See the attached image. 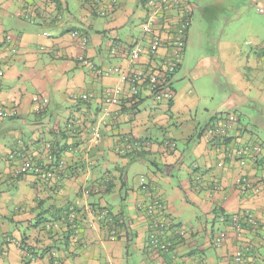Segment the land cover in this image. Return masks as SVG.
Masks as SVG:
<instances>
[{
    "label": "crops",
    "instance_id": "obj_1",
    "mask_svg": "<svg viewBox=\"0 0 264 264\" xmlns=\"http://www.w3.org/2000/svg\"><path fill=\"white\" fill-rule=\"evenodd\" d=\"M111 1L101 0L96 7L105 10V17H101L83 0L81 9L76 8L74 13L68 0L66 3L63 0H0V68L4 71L1 94L7 105H16L20 112L13 119L0 120V175L3 177L0 182V264H23V249L39 256L37 264H46L52 249L59 253L63 264H222L226 252L232 249L233 240L222 248L215 247L206 219L218 218L221 212H234L246 205L255 208L258 214L263 213L264 198L244 200L235 189L241 173L259 177L260 166L248 162L242 168L226 156L222 147L209 146L203 140L193 122L192 112L197 100L185 94V85L179 90L174 87L175 96L168 101H155L148 90L131 102L125 96L122 106L113 107L111 116L103 124L105 127L99 124L100 141L90 143L104 90L119 80L114 74L98 75L80 59L87 58L103 67H124L128 59L121 54H109V39L116 36L128 45L140 40L141 35L123 39V30L137 18L144 20L148 10L143 0H118L116 4ZM252 2L260 3L258 7L264 5L263 0ZM25 9L31 12L35 22L20 15ZM73 30L88 35L89 43L83 47L80 38L72 37ZM45 32L52 35L46 36ZM256 47L259 52L253 49L255 55L247 54V60L239 55L240 49L235 50L229 55V58L234 56L235 66H225L224 71L231 74L233 84L243 78L249 81L253 93V97L251 93L248 97L250 102L241 105L232 95L212 110L209 121L218 120L227 112L239 118L242 114L249 119L256 115L252 128L244 125L240 118L237 131L243 141H257V126L264 125V110H261L264 87L260 90L254 85L264 82V56L259 45ZM180 65L178 70L183 67ZM185 72L197 75L190 67ZM85 92L99 93L94 98L97 104L94 99L73 101ZM34 95L48 96L49 103L53 101L57 106L52 107L57 109H50L49 104L47 109L34 113L31 102ZM148 98L154 105L141 109ZM253 108L255 114H250ZM172 120L176 121V129L165 131ZM151 128L161 130V135H154ZM127 136L146 140L143 142L147 146L140 151L127 152L131 154L129 157L117 154V146ZM167 139L175 140L178 150L166 146ZM47 142L61 145V154L68 162V170L60 182H40L32 174L14 177L9 154L19 150L43 161ZM141 176L158 184L157 194L165 200L174 222L184 229L182 240L171 252L160 254L147 246V219L136 209L138 202L148 196L140 186ZM109 179L114 191L99 196L83 195L84 188ZM10 187L15 188V194L8 192ZM117 189L122 194L126 190L121 202L114 200ZM106 205L115 213H122L125 220L116 241L110 240L107 223L97 215L98 209ZM73 211H79L81 223L77 235L71 238L67 221ZM195 218L201 219L198 226H195ZM52 223L56 228L48 227ZM7 236L21 240V244L6 243ZM254 241L260 242V237L256 236ZM136 257L139 259L134 262Z\"/></svg>",
    "mask_w": 264,
    "mask_h": 264
},
{
    "label": "built area",
    "instance_id": "obj_2",
    "mask_svg": "<svg viewBox=\"0 0 264 264\" xmlns=\"http://www.w3.org/2000/svg\"><path fill=\"white\" fill-rule=\"evenodd\" d=\"M94 3L101 0H86ZM182 0H147L148 8L146 21L143 22L142 41L137 40L133 45H128L119 39L109 40V54L122 55L128 59V63L121 67L119 65L103 67L95 65L87 58H81V62L100 76L116 75L119 83L107 87L102 97V107L99 119L95 121L91 129L90 143L96 144L102 138L101 125L106 124V118L111 116L113 107L122 106V101L126 97L130 102L142 97L146 90L151 97L157 101H168L174 98L175 90L173 86L174 74L180 68L185 49L187 47L188 31L193 15V8L190 4L181 5ZM112 4L118 0H112ZM178 8L177 14L169 13V9ZM258 10L264 13V5H260ZM104 9H97L98 15H105ZM25 15L30 22H35L31 12L27 9L20 12ZM31 17V18H30ZM160 27V28H156ZM72 37L80 38L82 46L89 43L88 35L79 30L71 32ZM140 37V38H141ZM264 56V43L259 45ZM4 71L0 68V88ZM94 92L80 93L78 98L83 101L94 99ZM34 112L39 113L45 110L50 102L48 96L34 95L31 97ZM19 108L16 105H7L2 97L0 89V118H12L19 115ZM102 119V120H101ZM240 125V118L235 113H227L217 120L215 124H208L202 133L203 140L209 145L221 148L226 156L232 161H236L240 166L245 167L248 162L258 164L262 168L259 177L251 176L248 172L237 178L235 189L244 200H255L264 198V145L260 141H243L237 128ZM236 131L233 135L232 132ZM228 140V141H227ZM164 143L172 150H176V144L172 140ZM147 144L135 137L127 136L123 143L117 146V151L127 153L129 151H140ZM56 149H60V146ZM47 160H35L27 152L14 150L8 156V160L13 161L12 175L21 177L28 174L34 175L40 182L50 183L62 178L65 175L67 163L64 158L60 159L58 169L48 167L49 160H52V143L47 142L44 146ZM3 177L0 175V181ZM144 178L142 181L144 182ZM102 189L106 186L102 185ZM100 187L85 189L84 193L99 192ZM163 207L159 201H155L149 206L148 213L154 217L149 224L152 230L149 242L154 250L169 252L171 241L169 236L183 234L180 229L169 228L170 224L165 220ZM105 213V212H103ZM223 228L219 230L214 239V246L222 248L230 239L233 240L232 249L226 252V260L222 264H264V255L261 247L264 248V206L263 213L258 214L255 208L248 205L239 207L236 211L223 213L221 216ZM151 226V227H150ZM73 227V225H72ZM255 235L260 237V242H255ZM6 243L21 244V240L13 239L9 236ZM23 264H37L38 255L23 249ZM46 264H63V260L57 257V251L51 250ZM52 255V256H51Z\"/></svg>",
    "mask_w": 264,
    "mask_h": 264
},
{
    "label": "rangeland",
    "instance_id": "obj_3",
    "mask_svg": "<svg viewBox=\"0 0 264 264\" xmlns=\"http://www.w3.org/2000/svg\"><path fill=\"white\" fill-rule=\"evenodd\" d=\"M68 1L73 13L77 11L76 8L79 7L81 9V0ZM63 2L66 3L65 0H63ZM185 4H190L192 6L193 15L188 31L187 51L182 61L183 67L178 70L177 74H174L176 75L174 87L179 90L181 85H185V94L189 95L192 100H197L194 105L195 109L192 112L195 118L193 122L197 125L199 131L203 132L209 123H217V119H212V121L209 122L212 110H214V108H219L229 97L235 95L236 100L241 101V105L250 102V98H248L250 93L253 97L247 79L243 78L242 80H237V83L233 84L231 78H229L231 74H224V71L226 70L225 66H235V64H233L235 60L234 56L232 57L231 55V58H229V55L233 54L235 50L238 51L240 49L239 55H244L245 58L247 54H251V56L255 55L253 49L259 52L256 45L264 43V13L258 11L257 7L260 3L252 2V0H182L181 5L184 6ZM140 10L142 11V9ZM169 13L177 14L178 8L169 9ZM98 16L103 17L102 15ZM144 21H146V19L139 20L138 18L132 21V23L123 30L124 38H122L128 39L130 35L136 37L142 35ZM45 35L50 37L52 34L45 32ZM130 40L133 41L132 39ZM140 41H142V37ZM221 55L224 57L221 58ZM207 58L210 60L209 62L206 60ZM245 60H247V58ZM113 61L114 60H112V62ZM202 61L206 62L202 64ZM109 63L110 61H107V64ZM238 65H240L239 62ZM187 67L194 70L197 75L185 72ZM241 68L243 67L241 66ZM247 74L250 76L248 71ZM254 85L255 88L257 87L261 90V88L264 87V82L259 81ZM98 95L100 94L98 93L95 96L98 97ZM76 100L80 101V99H75L73 101ZM92 101H95V104H97V99ZM152 105H154V102L148 98L142 104L141 109L144 110ZM52 106L56 107L57 105L52 101L49 106L50 109L55 108ZM256 108L258 109V107ZM206 109L211 111L207 112ZM242 109L246 110V107ZM255 110L254 108L251 109L250 114H255ZM261 110L263 111L264 108ZM227 113H223V115L225 116ZM100 114L101 113H99V116ZM255 116L256 115H253L252 119H249L242 114L240 118L244 125L252 128L251 125H253V122L256 120ZM175 125L176 121L172 120L165 128V131L167 130L169 132L175 130ZM103 127L105 126L103 125ZM152 131L153 134L158 137L161 135L160 133H162L161 130H153V128H151L150 132ZM255 132L257 133L256 139L264 145V125H258ZM136 166H141L143 168L140 164ZM132 171H136L135 167ZM242 175L243 173H241L239 177ZM8 192L15 194L16 190L10 187L8 188ZM125 192L126 190H124L123 195H125ZM121 197L122 195L117 192L114 200L117 199L116 201L121 202ZM46 208L48 209L49 206L46 205ZM39 214H41V212ZM47 216L50 217L51 215L48 214ZM183 217H186V214ZM206 221L209 224V235L210 237L212 236V242H214L215 236L224 225L220 217L213 218L212 220L207 218ZM219 222L221 224H219ZM197 223L200 224L201 219L195 218V226H198ZM261 252L264 255L263 247H261ZM138 259L136 257L134 262H137Z\"/></svg>",
    "mask_w": 264,
    "mask_h": 264
},
{
    "label": "trees",
    "instance_id": "obj_4",
    "mask_svg": "<svg viewBox=\"0 0 264 264\" xmlns=\"http://www.w3.org/2000/svg\"><path fill=\"white\" fill-rule=\"evenodd\" d=\"M84 1V3H88L89 5H90V7H91V9L92 10H94L95 11V14L96 15H98L97 14V6L100 4V2H94V3H90V2H87L86 0H83ZM144 1V4H145V7H146V1L147 0H143ZM112 38H116V39H119V37H116V36H112L111 37V39ZM139 98H141L140 96H138L137 98H134V100H137V99H139ZM13 118H15V117H12V118H3V119H1L0 118V120H5V119H13ZM139 140H141V138L139 139ZM167 140H171V139H167ZM143 141H146V140H143ZM175 144H176V150H178V146H177V142L175 141V140H172ZM228 141V140H227ZM52 143V142H51ZM59 146H61V145H59ZM58 145L56 146V145H54V144H52V150H51V153L53 154V158H52V160H49V162H48V164H46V165H48V167H50V168H52V169H55L56 167H57V169H58V165H59V162H60V159H62V158H64L65 160H66V158L61 154V149H62V146L60 147V149H56L57 147H59ZM167 146V145H166ZM117 154L119 153V154H125V155H128V154H126V153H122V152H119V151H115ZM129 152H131V151H129ZM137 155L138 154H140V153H136ZM131 154H129L128 155V157L130 156ZM133 155V154H132ZM133 157H136V156H132L131 158H133ZM47 160V156H45V159L43 160L44 162ZM66 163H67V167H66V169L65 170H68V162L66 161ZM66 173V172H65ZM197 175V174H196ZM65 176V175H64ZM198 176V175H197ZM22 177V176H21ZM146 177V178H145ZM196 177V176H195ZM61 178V177H60ZM60 178H58V179H55V180H53L54 182H60L59 180H60ZM142 178H144L145 180H144V182L142 181ZM1 181H2V179H1ZM0 181V182H1ZM140 186L142 187V188H145V190L147 191V193H148V196H147V198L146 199H144V200H140V202H138V204L136 205V209H137V211L143 216V217H145L146 219H147V233H148V236H147V246H148V248H152V246H151V244H150V242H149V236H150V232H151V230H152V228L153 227H151L150 229H149V224L153 221V219H154V217L152 216V215H150L149 213H148V210L147 209H149V206H151V204H153L155 201H159L160 202V204H161V206L164 208L163 209V216L165 217V220L166 221H168V223L170 224V226H169V228H176V229H180L182 232H183V234H184V229H183V227L180 225V224H178V223H175L174 222V219H172V216H171V214L169 213V211H168V208H167V205H166V202H164L165 200L163 199V197L160 195V194H157V192L156 191H158L159 189H158V187H157V185L158 184H156V182H154V180L153 179H149L147 176H142L141 177V179H140ZM102 185L103 186H106L105 188L106 189H102L103 187H102ZM97 187H100L101 189H100V191L99 192H91L90 194H85L84 193V191H85V189H88V188H93L94 186H88L87 188H84L83 190H82V193H83V195H85V196H89V195H102L103 193H109V192H112V189H113V191H114V186L112 187L111 186V180L109 179V180H106V181H103V182H100L98 185H96ZM121 191H122V188L120 189ZM117 192H119L120 193V191L117 189L116 190V193ZM115 194V193H114ZM121 195H122V197H124V199H125V195H123L122 193H120ZM123 199V198H122ZM123 199V200H124ZM103 212H105V213H103ZM97 215H98V217L103 221V222H106L107 224H105L106 225V227L108 228V230H109V232H110V236L109 237H112V239H110L111 241H116V240H118L119 239V237H120V232H121V229H122V227H123V223H124V219L121 217V214L122 213H120V212H118V213H115L114 212V210L111 208V206H102L101 208H99L98 209V211H97ZM223 214V212H221V215ZM71 219L70 220H68L67 222H68V224H69V226H68V232H69V235H70V237L71 238H74L76 235H77V233H78V228H80V223H81V215L79 214V211H73V212H70V216H69ZM54 224L55 223H52V225L51 224H48L49 225V227H51L50 229H52V228H56V227H54ZM72 225H73V227H72ZM181 235V234H175V235H173L172 237L171 236H169L168 238H167V240H170L171 241V246L169 247V252H171L172 250H174V248H175V246H176V244L180 241V240H182V238H183V236L184 235ZM213 245H214V243H213ZM30 253H32L30 250H28ZM160 254H163V253H166L165 251H163V250H157ZM50 252V251H49ZM52 256V255H51ZM57 257L58 258H60L61 260H62V258L59 256V253L57 252Z\"/></svg>",
    "mask_w": 264,
    "mask_h": 264
},
{
    "label": "clouds",
    "instance_id": "obj_5",
    "mask_svg": "<svg viewBox=\"0 0 264 264\" xmlns=\"http://www.w3.org/2000/svg\"><path fill=\"white\" fill-rule=\"evenodd\" d=\"M1 89V88H0ZM83 101V100H82ZM47 109V108H46ZM224 213H229V212H224Z\"/></svg>",
    "mask_w": 264,
    "mask_h": 264
}]
</instances>
